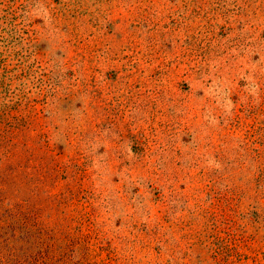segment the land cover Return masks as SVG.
<instances>
[{"label": "rangeland", "instance_id": "rangeland-1", "mask_svg": "<svg viewBox=\"0 0 264 264\" xmlns=\"http://www.w3.org/2000/svg\"><path fill=\"white\" fill-rule=\"evenodd\" d=\"M0 264H264V0H0Z\"/></svg>", "mask_w": 264, "mask_h": 264}]
</instances>
